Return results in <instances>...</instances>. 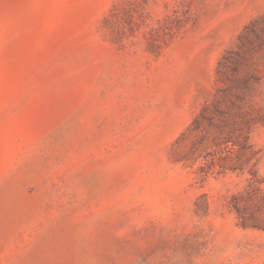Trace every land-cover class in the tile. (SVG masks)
<instances>
[{
	"label": "rangeland",
	"instance_id": "1",
	"mask_svg": "<svg viewBox=\"0 0 264 264\" xmlns=\"http://www.w3.org/2000/svg\"><path fill=\"white\" fill-rule=\"evenodd\" d=\"M122 1L0 0V264H264V230L230 205L249 174L199 179L227 133L176 144L206 101L264 112V0H194L159 54L147 39L174 0H135L112 32ZM252 22L222 92L219 63ZM250 138L264 192V126Z\"/></svg>",
	"mask_w": 264,
	"mask_h": 264
},
{
	"label": "trees",
	"instance_id": "2",
	"mask_svg": "<svg viewBox=\"0 0 264 264\" xmlns=\"http://www.w3.org/2000/svg\"><path fill=\"white\" fill-rule=\"evenodd\" d=\"M193 2L194 0H174L170 12L158 21L154 32L147 39V48L152 54H159L163 45L172 41L177 34L194 22ZM128 5L129 8L137 6V2L127 0L116 3L110 14L103 20L104 27L112 32L117 30L120 33L123 32L125 23L129 25L135 23L133 20H127L132 19L126 10ZM166 5L169 6V3ZM253 25L252 22L250 26H246L240 34L239 40L243 43L239 50L226 51L219 63L217 71L220 76L219 81L226 86L228 82L236 79V76H240L244 63L252 54L253 46L248 32ZM244 41L250 46L249 48H246ZM238 80H242L237 84L239 89L246 88L250 81H257L254 76L250 79L243 77ZM226 90H231V87L221 89L222 92ZM237 98L239 99L238 96ZM258 125L264 126V112L261 109L251 108L249 111L231 115L222 109L220 100L214 99L205 102L191 126L181 135L176 144L185 141L191 133L205 132L207 126L214 127L219 135L227 133L223 143L215 144L212 150L201 156L203 165L199 167V179L204 180L208 175L206 168L209 170L218 168L219 173L223 174L248 173L245 188L232 196L230 205L237 215L238 225L241 228L264 230V192L258 180V170L255 168L259 162L257 155L260 151H256L255 144L250 138L253 129ZM254 161L257 163L253 164ZM196 163H198L197 160Z\"/></svg>",
	"mask_w": 264,
	"mask_h": 264
}]
</instances>
